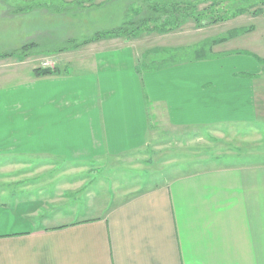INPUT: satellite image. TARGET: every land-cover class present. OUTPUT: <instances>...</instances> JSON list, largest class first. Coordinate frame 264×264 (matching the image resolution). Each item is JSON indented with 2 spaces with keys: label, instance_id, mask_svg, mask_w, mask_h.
Instances as JSON below:
<instances>
[{
  "label": "crops",
  "instance_id": "crops-1",
  "mask_svg": "<svg viewBox=\"0 0 264 264\" xmlns=\"http://www.w3.org/2000/svg\"><path fill=\"white\" fill-rule=\"evenodd\" d=\"M142 36L100 45L87 62L65 58L97 43L58 53L48 77L35 76L36 53L0 58V264H264V161L170 167L163 181L117 188L108 206L87 188L92 163L148 149L155 128L260 131L264 56L142 71L150 51L130 45ZM69 65L88 71H61ZM86 188L87 202L70 205Z\"/></svg>",
  "mask_w": 264,
  "mask_h": 264
},
{
  "label": "rangeland",
  "instance_id": "rangeland-1",
  "mask_svg": "<svg viewBox=\"0 0 264 264\" xmlns=\"http://www.w3.org/2000/svg\"><path fill=\"white\" fill-rule=\"evenodd\" d=\"M33 1L37 0H0V54L12 53L30 42H35L39 45L35 48L37 55L32 63L36 62L35 65L39 66L42 62L45 68L57 65L59 54L53 51L66 47L70 40L81 42L92 37L97 31L120 27L133 19L136 11L141 8L139 0H86L74 5L72 1L78 0H60L58 6H51L52 2L49 0H39L37 1L39 4ZM178 1L184 3L181 5L184 8L188 7L187 3L195 4L197 12L204 11L217 1L219 4L215 15L219 16H224L227 12L230 15L238 7H247L248 1H251L249 3L251 13L256 9L264 10L262 0H146V7L143 9H147L148 15L150 7L147 8V5L157 3L160 8L172 10L174 3ZM64 8H68L67 12H63ZM251 13L203 27H198L196 21L189 17L175 33L168 36L144 34L141 40L130 45L138 47L139 54L150 51L141 61L142 71L154 70L158 66H167L177 61L220 56L234 51L264 56V14L255 17ZM250 28L252 29L249 30ZM231 31H236L233 38H229L223 44L214 43L218 39L229 37L233 33ZM110 43L122 44L123 39L98 42L80 49L79 53L83 58L71 56L65 60L84 59L87 62L89 59L92 60V54L98 53L96 50H99L100 45L102 47ZM161 47L179 48L180 51L175 57L166 58L167 55L163 53H155L157 48ZM71 53L68 52L72 55ZM63 70H67L71 76L88 71L75 65L61 68V71ZM14 84L16 82L6 84L5 90L12 89ZM3 108L7 110V107ZM260 115L262 116L258 123L260 131L257 133H236L219 128L205 130L198 128L175 130L168 126L159 127V130L155 128L150 132L148 149L126 155L121 159L111 158L100 163L94 162L89 166V173L86 172L82 176L87 178L89 185L87 188L94 189L95 196H99V202L108 206L114 202L117 188L134 185L135 189H142L144 185L163 181L171 175L167 171L172 169L170 167L175 169L177 167L176 172L188 173L228 164L264 161V115L261 112ZM5 119L8 121L6 123L11 122L7 116ZM248 152L254 153V158H240ZM165 171L167 175H164ZM87 188L86 192L79 196L75 193L70 195L72 199L70 205L77 202L84 205L87 202Z\"/></svg>",
  "mask_w": 264,
  "mask_h": 264
},
{
  "label": "trees",
  "instance_id": "trees-1",
  "mask_svg": "<svg viewBox=\"0 0 264 264\" xmlns=\"http://www.w3.org/2000/svg\"><path fill=\"white\" fill-rule=\"evenodd\" d=\"M39 1V0H37ZM37 1H33V3L36 2V4H39ZM52 3L51 6H58V1L60 0H49ZM63 1V0H61ZM86 0H78V1H72L74 4H80V2H85ZM87 1H93V0H87ZM141 3V8L136 11L134 14L135 17L131 20L126 21L121 25L120 27L108 29V30H102L97 31L92 37L86 38L81 42H78L76 40H70L67 43L66 47H62L58 50L53 51V53H61L71 50H77L81 47L88 46L90 44L98 43L101 41L106 40H113V39H124V40H134L138 39L144 34H169L172 32H175L178 30L187 20V18L191 17L196 21V24L198 27H203L207 25L217 24L220 22H226L230 19H234L236 17H239L241 15H244L248 12L251 13V1H248L247 7H238L235 12L229 13L227 12L224 16L215 15L216 7L219 4L217 1H214L210 6L204 11L197 12L195 7V4H189L187 3L186 8L182 7L184 3L177 2L174 3L175 6L172 10L167 8H160L157 3L152 5H147V8H149V14L147 15V9L144 10L143 7H146V0H139ZM262 4H264V0L261 1ZM57 4V5H56ZM167 5L169 3H166ZM165 4V5H166ZM254 4V5H253ZM253 6H255V2L253 1ZM29 5V4H28ZM31 5V4H30ZM182 5V6H181ZM43 6V5H41ZM29 7V6H28ZM68 8H64L63 12H67ZM189 9V10H187ZM22 10V9H17ZM253 16L257 17L264 14L263 9H256L255 11H252L251 13ZM250 28L249 30H251ZM247 30V31H249ZM245 31V32H247ZM233 32V31H231ZM230 32V33H231ZM229 33V34H230ZM236 35V31L233 32L229 37H224L222 39H218L214 41L215 44H223L229 40V38H233ZM39 45L38 43H28L21 47L20 49L7 54H0V58H11V57H19V58H27L28 56L34 54L36 51V47ZM236 54H243V55H251L247 52H236ZM212 57V56H207ZM207 57H200V59L207 58ZM260 64L262 65V68L264 69V60L256 58ZM156 70V69H154ZM35 76L38 78L41 77H48L57 75L60 73L59 68H38L34 70Z\"/></svg>",
  "mask_w": 264,
  "mask_h": 264
}]
</instances>
